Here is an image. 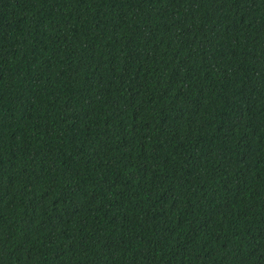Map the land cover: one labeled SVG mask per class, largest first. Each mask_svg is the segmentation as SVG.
I'll return each mask as SVG.
<instances>
[{"label": "trees", "instance_id": "obj_1", "mask_svg": "<svg viewBox=\"0 0 264 264\" xmlns=\"http://www.w3.org/2000/svg\"><path fill=\"white\" fill-rule=\"evenodd\" d=\"M0 264H264V0H0Z\"/></svg>", "mask_w": 264, "mask_h": 264}]
</instances>
